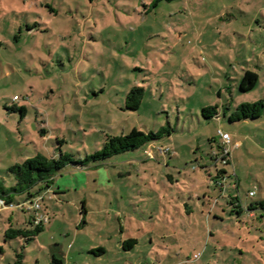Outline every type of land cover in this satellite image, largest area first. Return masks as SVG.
<instances>
[{"label": "rangeland", "instance_id": "obj_1", "mask_svg": "<svg viewBox=\"0 0 264 264\" xmlns=\"http://www.w3.org/2000/svg\"><path fill=\"white\" fill-rule=\"evenodd\" d=\"M154 2L0 0V185L37 154L83 160L107 136L163 133L36 186L49 221L31 240L6 237L34 229L16 195L25 210H0V264H264V113L228 120L264 100V0ZM245 71L258 80L241 93Z\"/></svg>", "mask_w": 264, "mask_h": 264}, {"label": "trees", "instance_id": "obj_2", "mask_svg": "<svg viewBox=\"0 0 264 264\" xmlns=\"http://www.w3.org/2000/svg\"><path fill=\"white\" fill-rule=\"evenodd\" d=\"M159 1L161 0H155L154 5H156ZM257 80L258 77L254 72L245 71L239 84L240 92L246 93L253 89ZM142 96L143 90L141 88H133L126 96V109L130 111L137 110L141 104ZM217 108V106H213L202 109L203 117L207 120L217 117ZM263 113L264 100H259L251 104L244 103L235 107L234 111L228 117V120L230 123H236L244 120H258L261 118ZM161 133L162 132L157 134H146L137 129H132L126 135L107 136L103 148L86 156L83 160H75L72 155L67 153H60L59 157L56 159L47 158L41 154H37L31 159L25 160L22 164L9 168V173L14 176L15 185L9 188L0 185V199L6 203L12 202L16 195H26V198L30 199L33 196L31 191L36 186L40 188L39 190L45 187L49 188L53 181V175L62 170L65 166L72 165L75 167H84L90 163L104 161L114 155L134 151L140 146L160 138ZM26 198L24 200H26ZM260 205L263 206V202L260 203ZM250 209H254V206L251 205L249 207V210ZM42 229V226H34V229L31 230L9 229L5 234L7 238L22 236L26 238V240H31L36 236V233L40 232ZM135 244V240L129 239L123 243L122 248L125 249L126 246L131 248V246ZM97 252L103 254L104 250L100 248ZM20 257L21 256H19V260L16 264H21Z\"/></svg>", "mask_w": 264, "mask_h": 264}, {"label": "built area", "instance_id": "obj_3", "mask_svg": "<svg viewBox=\"0 0 264 264\" xmlns=\"http://www.w3.org/2000/svg\"><path fill=\"white\" fill-rule=\"evenodd\" d=\"M14 99L17 100L18 98L14 97ZM218 135L222 139L224 144H228L230 142V137L228 134L222 133L221 131H218ZM219 160L223 164H226V165L230 162V155H229V151L227 149H222ZM254 195H255V192L249 193L250 197H253ZM28 205L29 206L26 210L34 211V213H35L33 216V219H32V223L34 226H43V225L48 223L49 218L46 215L40 213L41 207H40L38 201H36V200L34 201V199L32 198V199H30V203ZM14 207H18V208L25 210V203H17V204H14L12 202L6 203L5 201L0 199V210L12 209ZM195 257H197V256H195Z\"/></svg>", "mask_w": 264, "mask_h": 264}, {"label": "crops", "instance_id": "obj_4", "mask_svg": "<svg viewBox=\"0 0 264 264\" xmlns=\"http://www.w3.org/2000/svg\"><path fill=\"white\" fill-rule=\"evenodd\" d=\"M264 201V200H263ZM262 202V201H261ZM261 207V206H260ZM263 207V206H262ZM254 210V209H253Z\"/></svg>", "mask_w": 264, "mask_h": 264}]
</instances>
